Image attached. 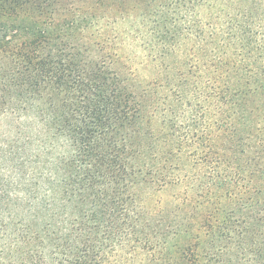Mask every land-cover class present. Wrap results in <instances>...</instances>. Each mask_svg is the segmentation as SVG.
Wrapping results in <instances>:
<instances>
[{
    "label": "trees",
    "instance_id": "16d2710c",
    "mask_svg": "<svg viewBox=\"0 0 264 264\" xmlns=\"http://www.w3.org/2000/svg\"><path fill=\"white\" fill-rule=\"evenodd\" d=\"M0 264H264V0H0Z\"/></svg>",
    "mask_w": 264,
    "mask_h": 264
},
{
    "label": "rangeland",
    "instance_id": "374dc122",
    "mask_svg": "<svg viewBox=\"0 0 264 264\" xmlns=\"http://www.w3.org/2000/svg\"><path fill=\"white\" fill-rule=\"evenodd\" d=\"M128 48H130V47H127L126 50H127ZM139 70H140V69H139ZM142 75H143V72L140 70V72H139V76H142Z\"/></svg>",
    "mask_w": 264,
    "mask_h": 264
}]
</instances>
